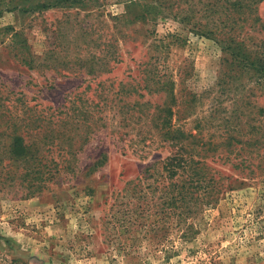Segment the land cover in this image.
<instances>
[{"label":"rangeland","instance_id":"obj_1","mask_svg":"<svg viewBox=\"0 0 264 264\" xmlns=\"http://www.w3.org/2000/svg\"><path fill=\"white\" fill-rule=\"evenodd\" d=\"M214 2L227 6L0 0V264H264L257 175L209 152L232 189L205 205L202 190L181 201L163 171L176 147L155 127L158 107L212 146L228 122L264 138V77L200 30L224 20ZM254 9L264 23V0ZM241 25L233 36L260 44L264 30ZM16 133L40 148L46 179L25 180Z\"/></svg>","mask_w":264,"mask_h":264},{"label":"trees","instance_id":"obj_2","mask_svg":"<svg viewBox=\"0 0 264 264\" xmlns=\"http://www.w3.org/2000/svg\"><path fill=\"white\" fill-rule=\"evenodd\" d=\"M223 1L227 6L223 7L222 10H218L219 12L215 10L218 8V2L208 6H210L209 11H213V15L221 13L224 20L219 24H213L211 27L200 30L217 41L221 50L231 58L236 68H250L256 74L264 77V38L260 40V44H252L251 48L247 47L244 41H238L236 36H233L236 21L242 22V25L238 27V31L246 25H249L248 28L251 30L257 27L264 30V23L254 14V6L262 0ZM144 13H142V18L146 17ZM171 96L172 92L170 91L168 97L171 98ZM157 111L163 117L158 118L155 127L163 131L166 140L170 139L172 141L171 147H176V151L166 158L163 171L169 179H174L175 183L178 182L174 187L179 189L178 198L181 201L188 197L192 199L193 192L189 193V190L194 189L195 192L202 190L203 196H207L205 202L201 201L199 204L213 205V203H216L217 197L213 198V194L210 192L217 189V187H222L225 190L232 189L231 177L221 174L206 160L210 157L209 152L211 154L217 153V159L215 160L222 164H229L233 171L247 170L251 176L257 175L260 181L264 183L263 137L258 139L252 138V136L248 137V135L244 136L243 133L237 130L236 123L228 122L225 130L226 136H222L224 138L221 141L222 144L215 145V143L212 146V142H202V138L188 134L181 128L171 126L169 117L172 112L167 105L158 107ZM259 128L257 127L255 130L259 131ZM39 149L36 143L24 139L20 134H14L11 139L10 156L14 161L28 163L23 173L26 177L25 180L33 175L36 180L46 179L44 178L45 164L42 162L45 157L41 156ZM198 197L199 193L195 194L194 199Z\"/></svg>","mask_w":264,"mask_h":264}]
</instances>
